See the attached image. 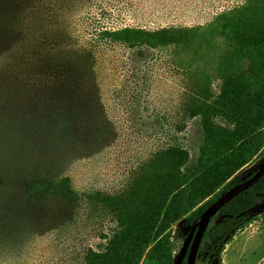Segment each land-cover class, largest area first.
<instances>
[{"label": "trees", "instance_id": "16d2710c", "mask_svg": "<svg viewBox=\"0 0 264 264\" xmlns=\"http://www.w3.org/2000/svg\"><path fill=\"white\" fill-rule=\"evenodd\" d=\"M48 5L0 0V32L5 41L20 43V54L5 63L18 69L15 78H6L9 87H18L17 96L9 92V109L11 102L20 104L23 140L43 145L44 139L55 152L64 147L50 171L32 166L30 182L47 186L72 212L84 205L88 217H99L104 241L98 249L88 248L81 264H172L173 225L182 220L190 226L220 190L240 181L238 173L264 145V0H255L244 13L219 16L198 46L196 28L101 24L67 45H53ZM35 28L41 31L36 41ZM165 48L191 50L194 59L217 54L218 87L213 90L205 80L192 83L184 97L183 112L199 127L193 155L177 139L149 138L153 146L129 169L121 188L109 192L95 182L81 187L75 177L81 157L102 150L112 137L117 127L109 115L115 104L145 108V94L123 80L125 54L142 57L145 49L162 53ZM263 196L264 173L218 211L221 220L211 218L196 262L218 257L224 239L251 216L243 212Z\"/></svg>", "mask_w": 264, "mask_h": 264}, {"label": "rangeland", "instance_id": "374dc122", "mask_svg": "<svg viewBox=\"0 0 264 264\" xmlns=\"http://www.w3.org/2000/svg\"><path fill=\"white\" fill-rule=\"evenodd\" d=\"M45 1L49 4V38L53 45H67L95 24H101L148 30L196 28L193 44L198 46L219 16L244 13L255 0ZM40 32L39 28L32 31L33 40L38 39ZM19 44L13 39L5 41L0 32V264H81L85 251L98 249L104 241L100 219L96 215L88 217L84 205L80 212H72L66 203L46 191L47 186L37 188L30 182L35 172L32 166L50 171L55 163H60L58 153L64 147L55 152L44 139L43 145L40 140H23L20 104L11 102L9 109V92L17 96L18 87H9L6 78H15L18 69H7L5 63L20 54ZM190 51L172 52L165 48L162 53L145 49L142 57L131 51L125 54L128 71L123 80L130 90L145 94V108L130 109L115 104L109 117L117 128L102 150L83 154L75 173L78 185L85 187L95 182L96 187L109 192L121 188L129 169L153 146L149 138L177 139L193 155L199 127L196 118H188L183 112L187 87L205 80L215 90L219 79L214 51L196 59ZM145 76L147 80L143 81ZM179 124L185 126L175 129ZM157 128L160 131H155ZM263 157L264 145L237 176ZM223 192L220 190L216 197ZM262 211L237 225L231 236L224 239L218 257L199 259L195 264H264ZM223 217V213L217 212L212 218L217 222ZM189 228L182 220L173 225L176 249L172 264Z\"/></svg>", "mask_w": 264, "mask_h": 264}, {"label": "water", "instance_id": "95a60500", "mask_svg": "<svg viewBox=\"0 0 264 264\" xmlns=\"http://www.w3.org/2000/svg\"><path fill=\"white\" fill-rule=\"evenodd\" d=\"M264 173V157L260 159L254 167L244 172L240 176V181L230 186L218 198L212 201L197 217L194 218L190 225L189 231L182 242L180 251L173 264H181L185 259V264H195L198 247L203 233L207 228L211 218L232 198L241 191L252 186ZM264 210V196L258 199L245 212L253 215Z\"/></svg>", "mask_w": 264, "mask_h": 264}]
</instances>
